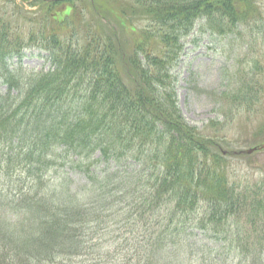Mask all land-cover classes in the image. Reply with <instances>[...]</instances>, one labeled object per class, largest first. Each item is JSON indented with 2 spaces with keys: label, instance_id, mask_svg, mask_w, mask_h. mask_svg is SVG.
Here are the masks:
<instances>
[{
  "label": "trees",
  "instance_id": "1",
  "mask_svg": "<svg viewBox=\"0 0 264 264\" xmlns=\"http://www.w3.org/2000/svg\"><path fill=\"white\" fill-rule=\"evenodd\" d=\"M28 1L0 8V264H264V177L231 179L171 74L198 20L264 41V0ZM223 98L264 116V63Z\"/></svg>",
  "mask_w": 264,
  "mask_h": 264
},
{
  "label": "rangeland",
  "instance_id": "2",
  "mask_svg": "<svg viewBox=\"0 0 264 264\" xmlns=\"http://www.w3.org/2000/svg\"><path fill=\"white\" fill-rule=\"evenodd\" d=\"M0 8L38 9L28 0H0ZM244 35L241 27L233 33L217 35L205 27L203 20H198L191 32L182 38L180 56L171 69L177 104L184 119L208 134L224 135V140H220L221 148L230 152L264 143V133L257 134L264 116L253 122H249L243 113L231 118L230 104L223 98L224 94H231L240 85L250 60L264 63L263 39L254 40ZM21 63L22 68L29 72L50 67L46 52L35 47L24 51ZM15 65L16 61L12 60L11 66ZM6 91V86L0 81V95ZM217 123L223 124V129ZM231 159L228 171L232 180L250 183L264 177V147ZM72 177L76 181L80 179L77 172L72 173ZM1 182L6 184L9 181Z\"/></svg>",
  "mask_w": 264,
  "mask_h": 264
},
{
  "label": "water",
  "instance_id": "3",
  "mask_svg": "<svg viewBox=\"0 0 264 264\" xmlns=\"http://www.w3.org/2000/svg\"><path fill=\"white\" fill-rule=\"evenodd\" d=\"M253 149H249L247 152L250 153Z\"/></svg>",
  "mask_w": 264,
  "mask_h": 264
}]
</instances>
